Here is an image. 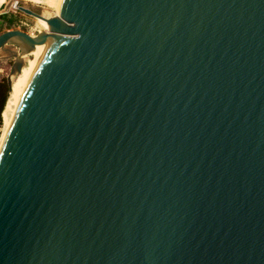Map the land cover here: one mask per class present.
<instances>
[{
    "label": "water",
    "instance_id": "water-1",
    "mask_svg": "<svg viewBox=\"0 0 264 264\" xmlns=\"http://www.w3.org/2000/svg\"><path fill=\"white\" fill-rule=\"evenodd\" d=\"M17 8L0 264H264V0Z\"/></svg>",
    "mask_w": 264,
    "mask_h": 264
},
{
    "label": "rangeland",
    "instance_id": "rangeland-1",
    "mask_svg": "<svg viewBox=\"0 0 264 264\" xmlns=\"http://www.w3.org/2000/svg\"><path fill=\"white\" fill-rule=\"evenodd\" d=\"M3 1H4V5L0 6V33L10 28H16L30 35H35L39 31L41 32L44 31L43 25L40 24L41 22L37 18L25 14L17 7H11V3L13 2L12 0H0V3H2ZM17 6L28 8L33 12L39 14H44V15L47 14L46 16L48 17L54 15L52 9L48 8V6L43 4L18 0ZM6 18L12 20L10 26L6 25V21H4ZM5 48L15 50L13 47L9 46L8 44L5 45ZM30 56L31 55L26 56L25 60ZM13 60L14 58L9 57L6 50L0 49V80L6 81V76L8 75V71ZM25 60L22 59L23 63Z\"/></svg>",
    "mask_w": 264,
    "mask_h": 264
},
{
    "label": "bare ground",
    "instance_id": "bare-ground-1",
    "mask_svg": "<svg viewBox=\"0 0 264 264\" xmlns=\"http://www.w3.org/2000/svg\"><path fill=\"white\" fill-rule=\"evenodd\" d=\"M13 2L11 3V7H17V2L18 0H12ZM23 1H29L32 3H37V4H43L48 6V8L52 9L54 15H58V11H59V6L62 2V0H23ZM43 16V18H47L48 16L41 14ZM41 23V25H43L44 31L47 29V26L45 24V22L41 19H38ZM30 35V34H29ZM36 45L29 53L24 54L21 56L22 59L25 60V57L28 55H31L30 57L26 58V60L24 61L23 66L21 67L20 71L16 74H14L13 76H11V85H10V89L8 92V96H7V100L5 102L4 108L1 112V120H2V124L0 127V140L2 138L3 132L5 130V127L7 125L8 119L10 117V114L12 112V109L14 107V104L29 76V74L31 73V67H32V63L34 62L35 58V53H36V49H37Z\"/></svg>",
    "mask_w": 264,
    "mask_h": 264
},
{
    "label": "trees",
    "instance_id": "trees-1",
    "mask_svg": "<svg viewBox=\"0 0 264 264\" xmlns=\"http://www.w3.org/2000/svg\"><path fill=\"white\" fill-rule=\"evenodd\" d=\"M3 17H5V16H3ZM4 21H6V25H8V26H10V24L12 23V20L9 18H6ZM7 92H9V91H8V88L6 85V81L0 80V127L2 124L1 112L4 108L5 102L7 100V96H8Z\"/></svg>",
    "mask_w": 264,
    "mask_h": 264
},
{
    "label": "built area",
    "instance_id": "built-area-1",
    "mask_svg": "<svg viewBox=\"0 0 264 264\" xmlns=\"http://www.w3.org/2000/svg\"><path fill=\"white\" fill-rule=\"evenodd\" d=\"M4 5V1L2 3H0V6Z\"/></svg>",
    "mask_w": 264,
    "mask_h": 264
}]
</instances>
